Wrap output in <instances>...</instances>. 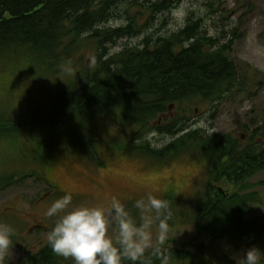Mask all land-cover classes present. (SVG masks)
Masks as SVG:
<instances>
[{
  "label": "trees",
  "instance_id": "1",
  "mask_svg": "<svg viewBox=\"0 0 264 264\" xmlns=\"http://www.w3.org/2000/svg\"><path fill=\"white\" fill-rule=\"evenodd\" d=\"M145 1L142 7L149 17L143 28L151 25L155 13L169 11L180 2ZM123 2L0 0V59L29 61L28 72L35 78L66 75L67 82L61 86L71 85L49 101L44 115L0 118V143L7 144L4 154L0 152V192L33 178L45 181L54 191L46 167L67 151L93 160L100 157L98 122L105 120L131 136L130 144L122 142L118 147L128 155L159 162L202 156L208 172L206 188L193 208L197 231L213 239H238L247 249L255 246L264 252V217L248 218L257 194L245 192L252 186L250 179L264 171V142L254 134L243 143L233 134L216 136L206 129H190L194 102L219 106L230 94L245 93L249 77L239 74L229 55L230 44L206 35L191 16L176 32L145 35L143 48L110 54L108 44L137 36L142 29L132 13L120 17L127 20L125 28H98ZM85 41L94 44L91 63L82 50ZM153 132L173 140L162 148H151L147 137ZM47 138L48 146L37 145ZM15 140L35 147L14 146ZM221 183L232 185L234 192L217 189ZM183 246L164 243L158 247L168 264H173L194 258ZM146 256L152 264H160L152 250ZM25 257V264H74L56 256L47 241Z\"/></svg>",
  "mask_w": 264,
  "mask_h": 264
},
{
  "label": "rangeland",
  "instance_id": "2",
  "mask_svg": "<svg viewBox=\"0 0 264 264\" xmlns=\"http://www.w3.org/2000/svg\"><path fill=\"white\" fill-rule=\"evenodd\" d=\"M149 1L153 4L157 0ZM142 5L147 2L124 0L113 8L112 17L98 26L100 29L125 28L127 20L120 17H126V13L137 15L138 25H142L137 36L108 44L107 51L115 54L125 48L141 45L143 48L145 35L156 37L176 32L186 25L188 16L198 20L206 35L220 44H230V58L238 65L239 74H246L249 79L245 93L230 94L219 106L194 102L192 108L196 112L189 114L192 118L190 129H206L216 136L233 134L243 143L254 134L264 142V0H180L171 10L155 13L151 25L145 28L143 21L149 16ZM82 50L85 59L90 63L94 61V44L85 41ZM28 62L0 59V118L30 113L44 115L48 112L49 101L71 88L70 83L61 86L62 82H67L66 75L35 78L36 74L28 72ZM98 123L100 157L93 160L87 154L82 156L67 151L56 158L45 169L54 191L49 190L45 181L33 178L0 192V224L10 225L15 230L13 247L0 264H25V255L47 241L54 218H47L45 212L54 200L65 194L72 195L74 205L106 209L116 199L137 221L139 212L134 208L135 202L153 194L169 202L170 220L175 222L169 224L168 238L164 243L184 245L183 249L194 257L173 264H241L242 253L247 248L240 240L231 237L213 239L211 234L198 232L195 227L193 208L207 183L208 163L202 160V156L184 155L167 162L131 156L118 148L122 142L130 144L129 133L105 120ZM147 140L151 142V148L159 149L173 138L153 132ZM49 142L47 138L37 145L44 147ZM13 144L35 147L34 143H17V140ZM6 145L0 143L3 154ZM250 184L252 186L245 192L256 193L258 201L251 205L252 213L248 218L264 217V171L250 179ZM219 186L227 192H234L230 184L221 183ZM109 231L115 239L114 224H110ZM153 231L155 233V229ZM154 246H160L155 244V238ZM261 264H264V256Z\"/></svg>",
  "mask_w": 264,
  "mask_h": 264
},
{
  "label": "clouds",
  "instance_id": "3",
  "mask_svg": "<svg viewBox=\"0 0 264 264\" xmlns=\"http://www.w3.org/2000/svg\"><path fill=\"white\" fill-rule=\"evenodd\" d=\"M139 220L132 217L125 206L113 199L106 209L86 204L74 205L71 194L54 200L45 216L54 218V226L47 233V243L52 252L74 264H152L146 256L149 250L168 264V257L156 245H163L168 238L170 204L167 200L148 194L135 202ZM110 224L116 228L115 239L110 235ZM155 229V233L153 231ZM15 230L7 224H0V262L13 247ZM241 264H261L264 256L253 246L243 253Z\"/></svg>",
  "mask_w": 264,
  "mask_h": 264
},
{
  "label": "flooded vegetation",
  "instance_id": "4",
  "mask_svg": "<svg viewBox=\"0 0 264 264\" xmlns=\"http://www.w3.org/2000/svg\"><path fill=\"white\" fill-rule=\"evenodd\" d=\"M217 189L222 190L223 192H227V190L222 189L219 185L217 186Z\"/></svg>",
  "mask_w": 264,
  "mask_h": 264
}]
</instances>
